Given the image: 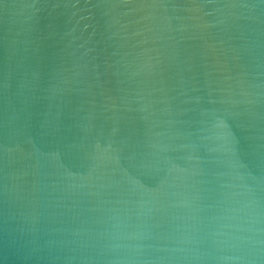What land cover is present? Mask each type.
Wrapping results in <instances>:
<instances>
[{
    "label": "water",
    "instance_id": "95a60500",
    "mask_svg": "<svg viewBox=\"0 0 264 264\" xmlns=\"http://www.w3.org/2000/svg\"><path fill=\"white\" fill-rule=\"evenodd\" d=\"M0 264H264V0H0Z\"/></svg>",
    "mask_w": 264,
    "mask_h": 264
}]
</instances>
